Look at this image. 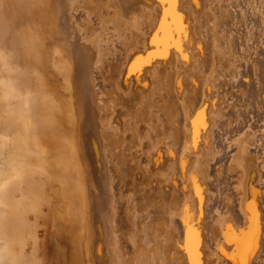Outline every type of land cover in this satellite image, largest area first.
<instances>
[{"label": "bare ground", "instance_id": "6f19581e", "mask_svg": "<svg viewBox=\"0 0 264 264\" xmlns=\"http://www.w3.org/2000/svg\"><path fill=\"white\" fill-rule=\"evenodd\" d=\"M263 137L264 0H0V264H264Z\"/></svg>", "mask_w": 264, "mask_h": 264}, {"label": "rangeland", "instance_id": "374dc122", "mask_svg": "<svg viewBox=\"0 0 264 264\" xmlns=\"http://www.w3.org/2000/svg\"><path fill=\"white\" fill-rule=\"evenodd\" d=\"M249 12V11H248ZM248 12H246L244 15H245V17L247 18V19H249V22L248 23H250L251 21L253 22V20H255L256 18H255V16H252V15H250L251 14V12H249V14H248ZM261 12H259V13H257V14H260ZM250 15V16H249ZM240 26V25H239ZM255 33H256V31H255ZM243 36H244V38H246L245 36H246V34L244 33V34H242L240 37H238V36H234L235 38H236V40H238L239 38H243ZM238 37V38H237ZM243 38V39H244ZM257 38H255L254 37V41H251L250 40V37H249V39H247V42L251 45V47L252 46H254V48H252L254 51H253V53H252V55L254 56V55H256L258 52H259V50H260V45L258 46V41L256 40ZM256 40V41H255ZM252 42V43H251ZM254 42V43H253ZM257 42V43H256ZM254 44V45H253ZM256 44V45H255ZM257 47V48H256ZM259 48V49H258ZM255 79V78H254ZM226 97V96H225ZM226 101H228L227 100V98H226ZM230 101V100H229ZM257 118H258V110L256 109V111L253 113V117L252 118H250V122L251 121H253V125H254V127L256 126V125H258V123H255L256 122V120H257ZM241 123V122H240ZM243 123H246V120H243ZM252 125V126H253ZM263 139V140H262ZM260 141H259V143L258 144H260V148H259V150L260 151H262L261 153H260V151H258V153H260V155H261V158H262V156L264 155V150H262V149H264V137L262 138ZM256 147V146H255ZM262 147V148H261ZM260 158V159H261ZM262 160H264V156H263V159ZM263 228V227H262Z\"/></svg>", "mask_w": 264, "mask_h": 264}, {"label": "snow or ice", "instance_id": "6c2138e0", "mask_svg": "<svg viewBox=\"0 0 264 264\" xmlns=\"http://www.w3.org/2000/svg\"><path fill=\"white\" fill-rule=\"evenodd\" d=\"M164 3H168L169 0H162ZM171 2L176 3L177 0H171ZM255 255V252L252 248L247 249V252L244 258L241 260V264H249V259Z\"/></svg>", "mask_w": 264, "mask_h": 264}]
</instances>
